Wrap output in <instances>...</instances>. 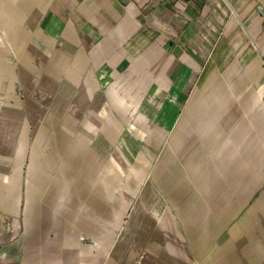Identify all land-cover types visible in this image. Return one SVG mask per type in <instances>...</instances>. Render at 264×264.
Wrapping results in <instances>:
<instances>
[{
	"label": "crops",
	"instance_id": "1",
	"mask_svg": "<svg viewBox=\"0 0 264 264\" xmlns=\"http://www.w3.org/2000/svg\"><path fill=\"white\" fill-rule=\"evenodd\" d=\"M16 47L24 63L60 64L74 104L96 96L104 110H121L113 96L121 98L125 79L149 81L169 112L220 113L205 139L213 156L167 186L181 187L183 200L199 187L202 209L191 217L188 204L178 230L157 200L150 216L96 222L79 219L75 199L62 208L60 188L47 201L16 187V131L25 127V114L16 125L25 109L13 102ZM0 79V264H193L191 256L195 264H264V0H0ZM91 224L101 229L99 259L69 261Z\"/></svg>",
	"mask_w": 264,
	"mask_h": 264
},
{
	"label": "rangeland",
	"instance_id": "2",
	"mask_svg": "<svg viewBox=\"0 0 264 264\" xmlns=\"http://www.w3.org/2000/svg\"><path fill=\"white\" fill-rule=\"evenodd\" d=\"M20 50L15 48L13 102L25 109V113L16 112V125L22 123L25 114V127L20 134L16 131V137L22 141L15 144L16 187H28L32 198L47 201L55 200L54 190L60 188L57 197L62 208L75 199L79 219L89 217L96 222L104 217L129 223L133 216H150V208H155L157 200L160 215L170 219L176 230L178 226L183 228V211L191 203L188 215L194 217L202 193L197 190L199 187H190L192 191L185 193L183 200L178 189L181 187L167 186L182 183L183 177L188 179L198 167L200 159L205 161L213 156L216 145L205 143V139L214 136V118L220 113L198 111L187 112L188 115L184 107L169 112L150 95L149 81L135 85L125 79L121 98L113 96L116 102L122 100L121 110L106 106L104 110L102 105L98 106L96 96H91L88 103L74 104V86L59 78L61 65L24 63L17 53ZM62 67L63 72H71V65ZM6 84V79H0V87ZM103 89L99 85L98 91L102 93ZM227 98L230 100L231 96L224 100ZM234 98L247 102L246 97L235 95L231 99ZM114 101L111 100L112 105ZM2 102L7 100L0 96ZM36 107L42 111L33 110ZM248 114L257 113H239L244 118ZM205 120L209 122L208 132L200 127ZM245 147L238 145L240 151ZM211 188L206 193L208 197L214 194V187ZM109 204V208H103ZM83 230L85 226L80 225V232ZM89 230L84 246L73 248L69 261L80 263L92 253L99 259L101 229L98 224H91ZM191 260L197 263L193 256Z\"/></svg>",
	"mask_w": 264,
	"mask_h": 264
}]
</instances>
